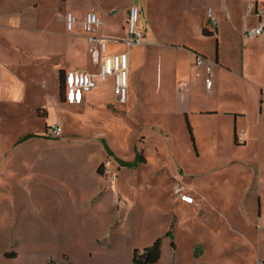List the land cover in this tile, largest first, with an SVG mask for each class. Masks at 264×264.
<instances>
[{
	"label": "rangeland",
	"instance_id": "rangeland-1",
	"mask_svg": "<svg viewBox=\"0 0 264 264\" xmlns=\"http://www.w3.org/2000/svg\"><path fill=\"white\" fill-rule=\"evenodd\" d=\"M3 1L0 264H138L135 259L145 260L144 250L158 240L162 255L152 264H264V122L260 134L243 145L239 136L234 143L233 124L221 115L189 114V129L183 114L185 108L221 107L245 113V122L254 118L256 93L250 86L252 79L264 81V35L251 40L247 31L257 24L260 10L254 5L261 0H101L104 30H122L131 4L145 8L140 27L157 48L146 62L138 54L135 67L138 80L148 83L146 96L117 104L105 84L97 101L111 100L115 113L99 104L86 112L71 110L59 141L25 143L17 140L25 131L44 132L56 120L35 116L39 93L33 90L27 98L11 82L52 80L34 61L43 44L38 34L58 31L53 19L61 8L53 0ZM11 1L25 9L7 14ZM216 28L217 37L203 35H216ZM184 46L212 63L216 91L193 83L184 96L177 88L175 62L185 71L193 64L194 52H181ZM143 47L130 49L132 58ZM217 56L224 68L215 66ZM7 63L16 72L17 66L28 71L19 70L14 79ZM157 82L162 88L155 92ZM134 102L143 113H132ZM14 141L18 146L12 149ZM48 145L61 149L49 155L43 150ZM177 183L193 204L180 202Z\"/></svg>",
	"mask_w": 264,
	"mask_h": 264
},
{
	"label": "crops",
	"instance_id": "crops-1",
	"mask_svg": "<svg viewBox=\"0 0 264 264\" xmlns=\"http://www.w3.org/2000/svg\"><path fill=\"white\" fill-rule=\"evenodd\" d=\"M53 1H55L58 5H60L59 7L61 8L58 14L55 15L53 19L55 25L58 26V29H57L58 31L54 30L53 32H47V34L43 36L41 34H38L39 40L43 42V44L41 45L40 47L41 49L38 55H36V58L34 61L37 63L38 67L43 68L42 70L50 74V76L52 77V80H47L44 78V79H41L39 83H35L32 81L26 82V83L18 82L15 79L17 77L16 74H19V70H21L20 73H27L28 71L26 70L27 67H22V64H21L20 67L22 68L19 69V66H17L18 72H16L15 64L7 63L5 65V68H6L7 74L12 75L14 73L13 75H14L15 81L11 82L12 89H15L14 85L15 86L18 85L19 87H21L22 91L25 93L27 98L30 96L31 91L33 90L36 91L35 94L37 92L39 93L41 103H40V106H38L37 110L38 111L40 110L41 114H39V112L37 111L35 116H39V117L46 118V119H50V118L55 119L56 120L55 123H59L61 125L63 133H64L66 129L63 127L62 123L65 122V120L67 119V113L70 112L71 110L75 112H86V111H89L91 107H94L95 104H99V105H102V108L104 110L110 111L112 113H115V111H117L111 100L97 101V98L99 97V94H100L98 93V91L102 90L105 84H106V89H108L111 97L112 98L114 97V100L116 101L117 104H120V103L117 101V98L114 93V80L112 78H109L107 82L104 84L99 83V87L96 90L86 93L84 95L83 102L81 105L70 106L65 103L64 90L62 89V85H64V78H65L66 73L71 72V71L82 72V73H96L98 71V65L95 64L94 59L89 54V42H88L87 35L84 33L82 29V22L87 12L91 10H96L97 11L96 14L99 18H101L99 15L102 14V19H103V24H104L103 26L105 27L106 8H103L100 5L101 0H85V2H82L78 6H73V5L65 6V3L68 2L69 0H53ZM146 2L148 3L149 0H146ZM2 3H6V2L3 0H0V10L2 7L1 6ZM9 3L10 4L7 3L9 6L7 5V8L5 7L6 9L4 10V12L6 13L8 11L7 14H10V13L11 15L13 13L17 14L19 8L20 10L24 8V7H21V5L14 4V2L12 3V1ZM133 5L139 7L140 19H141V16L145 14V8L137 4H131L129 8ZM33 6L35 5H28L26 9L31 8ZM254 6L256 9H259L263 13V17H264V0H261L260 2L256 1ZM112 7L114 8L115 6H112ZM129 8H128V11H129ZM68 14H72L76 19L71 31H69L67 28V15ZM256 18L258 21L254 27H256L260 21V17L258 15H256ZM127 20H128V12H127L126 21L121 26L122 30L120 29V26H117V27H113L114 29L112 30H108V29L104 30V28H102L97 33L98 36L103 37L107 40V44H106L107 54L122 53L125 51H128L129 53V83H128L127 102L122 105H126L128 101H130V96H131V99L132 97L136 98L135 95L137 94L141 95L143 93V96H146V94H144V90H146V88L148 87V83H146L145 81H142V82L139 81L138 77L136 76L137 72H136L135 67L137 64L138 57H139L138 54H143V58H145L144 60L145 62L150 57H153L154 55L157 54V51H156L157 48L154 47V45H152L150 41H148L147 34L140 27V21H139V30L144 35V38H143L144 47L141 49V51L139 50L137 52L136 58L135 57L132 58L130 54V49H127L125 45V40L127 39ZM0 27L5 28L2 25H0ZM216 30H217L216 35H206L204 33V30H203V35L208 36V37H214V36L217 37L219 35V29L216 28ZM247 34L249 35V38L251 40H254L264 35L263 33L261 36L252 37L250 36L249 31H247ZM26 35L28 36V38H33V35H30V33H27ZM8 37H12L9 40V42L10 44H13V40H14L13 36L9 35ZM261 40L264 43V37ZM139 47H135V48H139ZM47 48L48 50H46ZM180 51L181 52H185V51L194 52L193 64L191 65V68L189 71H185L184 65L180 62H175V66H174V74L177 75L176 80H179L177 82V88L181 90L184 89L185 92L182 95L187 96V94L190 92L189 89L190 87H192L193 83H195L194 85H196V83L204 84V87H205V82H204L205 71H204V74H201L200 76L197 75L198 72L194 73L193 66L195 65V56H196L195 54H200V53H197L195 50L187 46L180 48ZM246 54H247V51H246ZM221 62L222 60L220 61L219 57L217 56L215 66L217 67L220 66L224 68L223 67L224 65ZM246 67H247V64H246ZM23 68L24 70H22ZM89 68H91V70H88ZM222 68L219 70L222 71ZM219 70H216V71H219ZM213 71H214V68L212 66L211 78L213 81V86H212V90L210 91L211 93L214 91V88H215V91L217 88L216 81H214V77H213ZM198 78L201 79L202 82H198L197 80ZM252 81L254 83L251 84L250 87L256 93V98H255V108H256L255 112L256 113H255L254 118L249 119L248 122H245L246 117H247L245 113L243 112L239 113L236 110L235 111L234 110L233 111L231 110L222 111L220 107L221 104L219 105L220 108H217L218 110L201 109V110L196 111V110H191V109L188 110L187 108H185V111L183 112V114L186 117L187 122L190 125V128L192 127V125H191V121L189 120V114L196 116V117H205L208 115H221L222 118L220 119L224 120L226 122L225 124L227 125L228 123L233 124L234 143L236 141V137L242 134L246 140V143L243 145H246L248 140L254 138L258 133L260 134L261 126L264 122V97H263L264 81L262 79L261 80L252 79ZM181 83H184L183 88L179 87ZM159 87L162 88V83L160 84L159 82H157L155 92L159 90ZM257 88L260 89V91L259 90L257 91ZM184 96H182V99ZM135 102H134L132 113L134 112L135 113L138 112L140 114L141 112L143 113L142 111L143 109L139 107L138 103L135 104ZM34 112L35 110L32 109L30 110L29 113L35 114ZM54 124L46 125L47 127L44 132H36L33 130L25 131V133H23V135L20 136L17 140L18 142L19 140H23L22 143L30 142V141L36 142L38 139L43 137L44 138L43 141H59L58 139L56 140V139H52L46 136L47 130ZM227 125H224V126H227ZM14 142L12 143V149L18 146V144L16 143L17 141L15 142L16 144ZM82 148L85 149V147H82ZM59 149H61V147L56 146V145H50V146L48 145V146H44L43 148V150L45 152H48L49 155H51V153H55V151H59ZM180 202L185 205H190L182 201Z\"/></svg>",
	"mask_w": 264,
	"mask_h": 264
},
{
	"label": "built area",
	"instance_id": "built-area-1",
	"mask_svg": "<svg viewBox=\"0 0 264 264\" xmlns=\"http://www.w3.org/2000/svg\"><path fill=\"white\" fill-rule=\"evenodd\" d=\"M252 7V6H251ZM255 8V6H254ZM255 11L257 9L255 8ZM260 17L259 24L249 31L250 36L258 37L264 33V17L261 11L256 12ZM208 17L216 25V21L209 11ZM76 19L72 14L67 15V28L72 30ZM140 9L133 5L128 11L127 20V39L125 45L127 49L139 47L144 44L143 33L139 30ZM102 22L96 13L90 11L84 16L82 22V29L87 35L89 42V54L94 59L95 64L98 65L96 73H82L71 71L66 73L64 78V101L70 106H79L83 102L84 95L99 87V83L104 84L109 78L114 80V93L117 101L120 104L127 102L128 83H129V53L128 51L122 53L107 54V40L97 35L102 29ZM195 65L199 69L205 71V89L207 92L212 90L213 81L211 78L212 63L203 55L196 54ZM198 76L201 74L198 73ZM180 88L184 87L181 83ZM62 127L59 123L51 126L46 133V136L52 139H57L62 135ZM239 141L244 143L245 139L242 134L239 135ZM116 174L113 175V180ZM177 179V177H174ZM174 193L179 197L180 201L186 204H193V198L186 193V189L177 183L174 187Z\"/></svg>",
	"mask_w": 264,
	"mask_h": 264
},
{
	"label": "trees",
	"instance_id": "trees-1",
	"mask_svg": "<svg viewBox=\"0 0 264 264\" xmlns=\"http://www.w3.org/2000/svg\"><path fill=\"white\" fill-rule=\"evenodd\" d=\"M62 89L64 90V85H62ZM188 127L190 129L189 124H188ZM25 139H27V138H25ZM168 235H172V232H169ZM161 255H162L161 242H160V240H158L151 247H148L144 250L143 256L145 257V260H138L136 258L135 261L138 264H152V263L158 262L161 258Z\"/></svg>",
	"mask_w": 264,
	"mask_h": 264
}]
</instances>
